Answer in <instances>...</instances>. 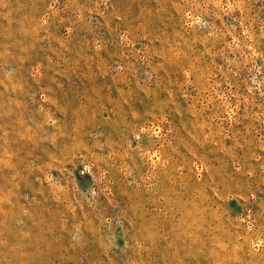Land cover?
Here are the masks:
<instances>
[{
  "label": "rangeland",
  "instance_id": "obj_1",
  "mask_svg": "<svg viewBox=\"0 0 264 264\" xmlns=\"http://www.w3.org/2000/svg\"><path fill=\"white\" fill-rule=\"evenodd\" d=\"M0 264H264V0H0Z\"/></svg>",
  "mask_w": 264,
  "mask_h": 264
}]
</instances>
